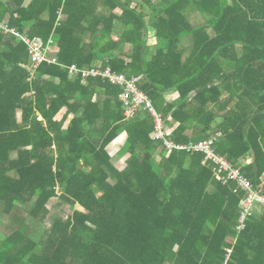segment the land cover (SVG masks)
<instances>
[{
  "label": "trees",
  "instance_id": "trees-1",
  "mask_svg": "<svg viewBox=\"0 0 264 264\" xmlns=\"http://www.w3.org/2000/svg\"><path fill=\"white\" fill-rule=\"evenodd\" d=\"M137 3L152 9L148 23ZM191 11L206 22L193 26ZM0 21L20 35L51 39L56 59L28 81L26 46L0 31V212L19 207L43 223L53 198L70 210L54 218L42 245L20 228L1 236L0 264H264V212L241 228L244 194L233 182L221 185L200 153L172 150L156 163L165 149L151 139L149 112L140 109L127 122L118 86L68 71L101 62L142 75L140 90L172 128L169 141L185 145L220 133L216 154L258 189L264 0H8L0 1ZM148 26L155 30L151 50ZM186 37L187 56L179 49ZM99 91L103 102L94 101ZM170 91L179 95L171 104L164 99ZM121 132V154L129 157L119 171L107 147Z\"/></svg>",
  "mask_w": 264,
  "mask_h": 264
},
{
  "label": "built area",
  "instance_id": "built-area-1",
  "mask_svg": "<svg viewBox=\"0 0 264 264\" xmlns=\"http://www.w3.org/2000/svg\"><path fill=\"white\" fill-rule=\"evenodd\" d=\"M0 30L5 34L16 37L18 41L26 46L29 57V65L26 67L29 73L28 81L33 79L38 66L42 63H56V59L50 55L51 40L45 43L37 37L30 38L26 35H20L1 22ZM68 71L71 76H80L83 82L89 78H99L103 82L118 86L121 89L119 100L123 105L124 118L127 121L134 119L140 109H146L154 123L151 139L161 142L167 153H170L172 150L200 153L203 155L204 161L211 168L213 177L221 185L225 186L233 182L236 186L235 192L240 191L244 194L240 205L239 223L241 228L245 220L252 217L257 211L264 212V177H262L260 188L255 189L238 168L234 167L225 157L217 155L215 145L221 136L220 133H216L208 139L189 142L185 145H176L167 139L170 132L165 121L154 110L148 97L139 88L144 79L142 75L128 77L124 74L112 72L109 67L102 68L99 65L88 69H79L77 66L72 65L68 68Z\"/></svg>",
  "mask_w": 264,
  "mask_h": 264
},
{
  "label": "crops",
  "instance_id": "crops-1",
  "mask_svg": "<svg viewBox=\"0 0 264 264\" xmlns=\"http://www.w3.org/2000/svg\"><path fill=\"white\" fill-rule=\"evenodd\" d=\"M0 1H2L3 3H6L8 0H0ZM151 1V3L153 4V3H155L156 2V0H150ZM28 2L29 1H26V5L28 4ZM136 4H133V6H135ZM136 6H139V9H141V11H142V13L144 14V17H145V22L146 23H148V21H149V19L152 17V15H153V13H152V9L150 8V7H148V6H146L145 4H142V3H137V5ZM115 13H117L118 15L120 14V11L119 10H116L115 11ZM200 17H202L203 19H204V22H206V18L205 17H203V16H201L199 13H197V12H193V11H191V14H190V22H191V24L193 25V26H196V24H194L195 23V19L196 18H200ZM1 22V21H0ZM1 23H3L5 26H7L8 27V25H7V23H6V21H4V22H1ZM197 26H199V25H197ZM201 26V25H200ZM115 27H116V30H119V25L118 24H116L115 25ZM9 28V27H8ZM9 29H11V28H9ZM12 30H14V29H12ZM1 31V30H0ZM2 32V31H1ZM208 32H210V30H208ZM5 36H12V35H8V34H5L4 32H2ZM19 34V33H18ZM14 37V36H13ZM16 38V37H15ZM17 39V38H16ZM112 39L115 41L116 39H117V37L115 36V35H113L112 36ZM49 40H51V39H49ZM18 41V40H17ZM51 42H52V40H51ZM155 46H156V39H155V30L151 27V26H148V37H147V47L151 50V49H154L155 48ZM179 49L182 51V53L185 55V56H187L188 54H189V52H190V50H191V39H190V37H186V38H184L181 42H180V44H179ZM130 50H131V48H130V46L129 45H127V46H125L124 47V50H123V53L124 54H128L129 55V53H130ZM50 51H51V45H50ZM50 55H51V53H50ZM51 56H53L54 57V55H51ZM29 65V64H28ZM96 65H99V66H101L102 65V63L101 62H98ZM95 65V66H96ZM70 75V74H69ZM71 76V75H70ZM71 77H73V76H71ZM178 97H179V95L176 93V92H173V91H170V92H166L165 94H164V99H165V101L167 102V103H173V102H175L177 99H178ZM104 99H105V96H104V94L102 93V92H97V94L95 95V97H94V101H98V102H103L104 101ZM65 112H66V110L65 109H63L57 116H56V118H55V120L56 121H60L61 119H62V117L65 115ZM19 113V112H18ZM18 113H17V115H18ZM39 120H41V118H39ZM71 120V117H69L67 120H66V122L64 123V127H66V125L69 123V121ZM126 120V119H125ZM133 120V119H132ZM127 121V120H126ZM131 121V120H130ZM128 122V121H127ZM221 122V119L219 118V119H217L216 121H215V123H214V126H216L218 123H220ZM100 123H97V125H96V129L97 130H99L100 129ZM213 126V127H214ZM174 127H176V125L174 126ZM173 127V128H174ZM168 128V127H167ZM168 129H172L171 127H169ZM126 138H127V136H126V133L125 132H121L120 134H119V136L107 147V152H108V154H109V156H110V158H111V163H112V165H113V167L115 168V169H117V170H119V171H121V170H123V168L125 167V162H126V160L128 159V157H129V155H122L121 154V150H122V148H123V146H124V144H125V141H126ZM113 154V155H112ZM168 156V153L165 151V152H163V153H159V152H157V153H155V155H154V160H155V157H159L160 158V162H162V160L164 159V158H166ZM113 157H115L116 158V160L115 159H113ZM159 162V163H160ZM157 163V162H156ZM246 164H249V163H251V159L250 158H247V160H246V162H245ZM264 177V176H263ZM76 207H78V206H76ZM80 208V207H79ZM81 210V209H80Z\"/></svg>",
  "mask_w": 264,
  "mask_h": 264
},
{
  "label": "rangeland",
  "instance_id": "rangeland-1",
  "mask_svg": "<svg viewBox=\"0 0 264 264\" xmlns=\"http://www.w3.org/2000/svg\"><path fill=\"white\" fill-rule=\"evenodd\" d=\"M100 12L105 13L106 11L104 8H101ZM194 21L196 26H200L205 23L202 17L196 18ZM17 119L20 121V113H18ZM113 159L116 160L115 157H113ZM155 161L159 163L160 158L155 157ZM47 207L49 210V215L43 223H39L36 220L30 218L26 210H21L19 207H17V209L8 216H5L0 212V237L10 234L13 229L20 228L23 232L28 234L30 238L42 245L47 237L54 218L59 217L64 220L66 216L70 214L69 207L60 203L58 198H53ZM76 209L80 210L79 207H76Z\"/></svg>",
  "mask_w": 264,
  "mask_h": 264
}]
</instances>
